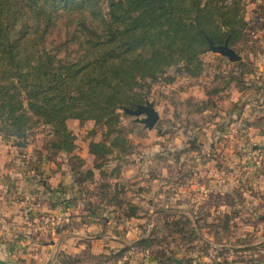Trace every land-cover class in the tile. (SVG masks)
I'll use <instances>...</instances> for the list:
<instances>
[{
	"label": "rangeland",
	"instance_id": "1",
	"mask_svg": "<svg viewBox=\"0 0 264 264\" xmlns=\"http://www.w3.org/2000/svg\"><path fill=\"white\" fill-rule=\"evenodd\" d=\"M238 8L247 28L229 48L249 69L256 54L264 53V0H240ZM199 59L202 71L197 77L185 75L182 63L154 81H142L138 92L145 99L141 105L151 104L158 119L149 129L138 121L145 116L117 111L122 137L130 147L124 153L120 149L107 155L100 170L92 169L96 161L87 153L90 141L104 139L102 129L94 128L92 121H66L78 154L77 159H68L49 148L51 126L33 119L24 133H11L0 120V211H17V198H48L43 202L47 216L29 212L27 208L31 207L26 202L27 208L20 209L22 218L14 221L33 225L29 237L47 247L58 246L60 228L68 224L58 214L62 198H77L73 207L91 218L79 215L74 225L72 222L81 234L80 253L71 256L57 252L56 247L50 252L52 264L68 260V264H174L167 258L181 260V264H264V198L257 195L262 190L257 191L256 185L245 178L247 174L239 173L247 172L245 166L239 171L232 161L236 149L229 134L234 125L227 117L228 112L240 115L246 104L249 112L259 109L254 88L258 85L240 89L242 86L230 81L235 63L217 53L207 50ZM248 76L243 77L244 84L246 79L251 80ZM239 129L246 133L250 128L244 123ZM81 158L85 166L82 170L90 167L93 178L86 177L80 186L77 181L84 174L77 173L74 178L73 173L79 170ZM48 168L55 178L46 177L44 170ZM260 168L255 166L247 173ZM260 175L263 178V170ZM39 185L43 189L36 191ZM63 189L65 196L60 197L56 192ZM100 198L116 199L108 208ZM127 202L139 208L138 218L120 217L118 208L125 209L123 203ZM92 210L99 213L98 225L93 226L92 238L88 239L85 230L94 219ZM7 218H0V226L9 224ZM174 222L178 226L173 228ZM103 234L115 241L99 238ZM144 239L146 243L134 246ZM105 242L111 250L100 255L91 251L95 246L99 252ZM32 252L40 262H47V254Z\"/></svg>",
	"mask_w": 264,
	"mask_h": 264
},
{
	"label": "trees",
	"instance_id": "2",
	"mask_svg": "<svg viewBox=\"0 0 264 264\" xmlns=\"http://www.w3.org/2000/svg\"><path fill=\"white\" fill-rule=\"evenodd\" d=\"M239 1L0 0L2 126L24 133L33 119L49 125V148L77 159L66 121H92L104 139L90 141L87 153L96 161L92 169L100 170L107 155L130 147L117 111L143 103L138 92L142 81H154L182 63L185 75L197 77L208 40L213 46H229L243 35L247 22ZM231 63L236 66L230 81L243 89V77L254 70L241 60ZM78 162L73 177L84 174L77 181L81 186L93 172L90 167L82 170V159ZM100 199L112 208L116 198ZM123 205L125 209L118 208L121 218L139 217L137 206Z\"/></svg>",
	"mask_w": 264,
	"mask_h": 264
},
{
	"label": "crops",
	"instance_id": "3",
	"mask_svg": "<svg viewBox=\"0 0 264 264\" xmlns=\"http://www.w3.org/2000/svg\"><path fill=\"white\" fill-rule=\"evenodd\" d=\"M243 61V60H241ZM253 63V73L250 74L252 82L248 81L246 83V88L249 87H254L255 84H257L256 91L258 92L257 94V106H259V109L251 110L250 112L247 111L248 107L247 104L244 106L242 110H240V115L235 116V112H228L227 117L229 118V124L234 125L231 129L230 136L231 139L234 137V143H235V154L234 157L232 158V161L236 163L237 170L241 171L242 166H245L243 169L245 171L249 172L250 169L255 168V166L258 167L262 166L260 170H253L254 172H251L250 174L247 172H239L243 174H247L245 178H248L251 180V183H254L257 187V191H261L260 194L257 193L261 198H264V144H261V141L264 143V53H257L254 59L252 60ZM258 62V63H257ZM248 76V77H249ZM249 83V84H248ZM251 83V84H250ZM240 92V91H239ZM237 93V95H240L239 97L243 96L241 93ZM238 100L235 101L237 103ZM244 123L248 124L249 126V131L244 133L239 129ZM225 129V128H223ZM223 131H221L222 134ZM233 141V140H232ZM251 145V146H250ZM78 156V154L76 153ZM89 155V154H88ZM82 159V158H81ZM226 166V165H225ZM225 169V168H224ZM51 168H48L44 170V173L47 174L46 177L48 178L51 176L53 177V172L50 171ZM57 170H59L57 168ZM263 170V178L258 177L261 176L260 172ZM236 173V172H235ZM51 174V175H50ZM55 178V177H53ZM252 178V179H251ZM49 182L52 179H48ZM54 180V179H53ZM45 181V180H44ZM47 181V180H46ZM46 183V182H45ZM63 184V183H61ZM44 187V184H43ZM46 187V185H45ZM236 187V186H235ZM240 185L238 186V188ZM43 189L42 185L37 188L36 191L39 189ZM223 188V187H221ZM51 192H54L51 190ZM59 196H65V191L64 189L61 191L56 192ZM256 193L254 195H256ZM243 195V194H242ZM256 195V196H257ZM60 196V197H61ZM244 197V196H242ZM77 198H62L61 202L63 205L61 208L59 207V213H61L62 217L60 219L63 220V222L67 221L68 224L63 223V225L60 228V232L62 233V237L59 240L58 246L54 247H47L45 244H40L37 242H34L30 237H29V231H33L34 226H25V224H18L19 222H14L18 218H22V211L20 209L27 208L25 205L26 202H29L31 208H27L29 212L34 211V213L38 212L39 214L42 213L43 215L47 216V210H43V205L44 201L48 202V198L46 200L41 199V198H17L15 202L20 205L19 208H17V211H12V212H3V209L1 208L0 211V218H7L10 219L9 224L5 223L3 226H0L1 232V237H0V264H44L43 262H40V258L34 257V253L32 251L40 253H44L48 255L47 262L45 264H52L53 259L50 256V252L53 251L54 248L57 250V252H62L67 255H76L75 253H78L79 251L77 248L79 247L80 243L79 241V235L80 231L78 229H74L73 225L76 223L78 218L80 217L79 215L83 216L86 215L85 212H79L78 210L73 207L74 205H77ZM79 202V201H78ZM1 203V202H0ZM60 203V204H62ZM80 203V202H79ZM49 204V203H48ZM78 207V206H77ZM80 208V207H78ZM77 208V209H78ZM81 213V214H80ZM32 215V213H31ZM89 218V216H85ZM91 217L93 221H90L91 224L87 225L88 228H86L85 231H87L86 238L90 239L92 238V231L94 228L93 226L98 225V218L99 213H91ZM91 219V218H89ZM125 220H131V219H125ZM108 221V218H106L105 222ZM73 222V225H72ZM72 225V227H71ZM22 226V227H20ZM92 230V231H91ZM99 238H105L108 240V242L115 241L113 237H107V235L103 234L102 236H99ZM100 240V239H98ZM91 243V242H90ZM99 245V244H96ZM101 249H99V252H96L95 246H91V251L93 253L97 254H102V251L112 249L111 246L105 242V244H102ZM240 249V246L237 247ZM251 247H249V250ZM256 248V247H255ZM248 249L245 251H249ZM77 251V252H76ZM98 251V250H97ZM33 254H32V253ZM30 253V255H29ZM80 253V252H79ZM32 254V255H31ZM78 255V254H77ZM42 258V256H40ZM38 261V262H37Z\"/></svg>",
	"mask_w": 264,
	"mask_h": 264
},
{
	"label": "water",
	"instance_id": "4",
	"mask_svg": "<svg viewBox=\"0 0 264 264\" xmlns=\"http://www.w3.org/2000/svg\"><path fill=\"white\" fill-rule=\"evenodd\" d=\"M209 42V51L212 53H217L225 58H227L230 62H236L240 60V57L231 49L229 48L228 44L225 42L223 46L220 47H214L211 42ZM124 112L131 116H145L144 119L138 120L139 123L143 124L147 128H152L155 122L158 119V115L155 112L153 106L149 103H146L145 105H139L136 107L135 110H130L127 108L123 109ZM17 135V134H16ZM19 136L23 137V134H20ZM166 261L174 264H181V260L171 259L167 258Z\"/></svg>",
	"mask_w": 264,
	"mask_h": 264
}]
</instances>
